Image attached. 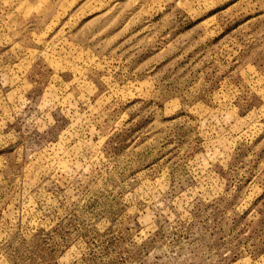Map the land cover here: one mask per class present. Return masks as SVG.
<instances>
[{"label":"rangeland","instance_id":"rangeland-1","mask_svg":"<svg viewBox=\"0 0 264 264\" xmlns=\"http://www.w3.org/2000/svg\"><path fill=\"white\" fill-rule=\"evenodd\" d=\"M0 264H264V0H0Z\"/></svg>","mask_w":264,"mask_h":264}]
</instances>
